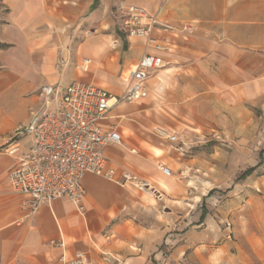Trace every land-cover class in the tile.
<instances>
[{
	"label": "crops",
	"instance_id": "obj_1",
	"mask_svg": "<svg viewBox=\"0 0 264 264\" xmlns=\"http://www.w3.org/2000/svg\"><path fill=\"white\" fill-rule=\"evenodd\" d=\"M58 1L47 14L40 12L41 0H3L16 28L29 16L45 27L28 34L21 28L17 54L1 57L10 69L0 71V99L13 90L31 102L22 125L0 111L1 263L54 264L62 255L71 259L83 252L89 264H264L263 246L242 248L232 240L226 218L216 220L206 209L201 218L204 208L194 210L200 196L189 186L197 157L187 155L190 144L183 139L246 126L253 109L264 107V0H121L173 27L154 30L168 45L164 51L128 37L120 25L116 36L102 32V9L117 0ZM62 19L72 27L79 20L95 26L90 32L71 27L62 35ZM183 24L192 30H183ZM59 51L64 62L56 67ZM147 51L162 60L145 81L147 96L114 105L99 126L121 136V144L103 148L109 165L117 173L126 170L147 179L159 195L88 173L82 179V209L60 198L28 213L22 206L25 196L8 180L16 157L7 149L31 144L29 135L14 136L43 105L40 88L81 80L119 95ZM189 191L192 201L184 202ZM184 203L191 206L186 209L190 219Z\"/></svg>",
	"mask_w": 264,
	"mask_h": 264
},
{
	"label": "built area",
	"instance_id": "obj_2",
	"mask_svg": "<svg viewBox=\"0 0 264 264\" xmlns=\"http://www.w3.org/2000/svg\"><path fill=\"white\" fill-rule=\"evenodd\" d=\"M117 11L120 29L128 37L143 38L147 47L158 51L168 49V45L154 35V30H173L171 25L160 23L157 17L147 15L141 7L124 1L118 3ZM181 28L192 30L193 27L183 24ZM63 62V51H59L56 67ZM161 66L162 60L157 54L145 52L129 73L131 80L119 95H111L99 86L81 80L66 86L48 84L40 88L43 105L14 136L29 135L31 144L24 150L7 149L16 157L8 180L13 191L25 196L22 206L28 213L60 198H66L82 209L85 194L82 179L88 173L123 185L131 184L148 195H159L147 179L126 170L117 173L109 165L103 148L108 144H121V136L116 129L102 130L99 123L114 105L139 101L147 96L145 81ZM157 133L170 141L176 140L173 134L162 130ZM161 171L170 174L165 166ZM58 244L64 245L62 241ZM54 264H89V261L85 253L78 252L71 259L62 255Z\"/></svg>",
	"mask_w": 264,
	"mask_h": 264
},
{
	"label": "rangeland",
	"instance_id": "obj_3",
	"mask_svg": "<svg viewBox=\"0 0 264 264\" xmlns=\"http://www.w3.org/2000/svg\"><path fill=\"white\" fill-rule=\"evenodd\" d=\"M119 1L103 7L102 19L98 20L102 32L116 36V28L120 25V13L117 11ZM58 3V0H41L40 12L48 14ZM9 15V7L0 0V71L4 72H8L10 67L2 65L1 57H14L17 54L21 38L24 37L21 28L24 29L23 34H28L45 27L29 16L22 26L16 28L15 22L9 20ZM77 23L76 27H72V23L70 25L62 19L59 27L64 29L59 32L67 34L66 30L71 27H82L90 32L91 27L95 26V22L82 24V20H79ZM73 38L77 41L80 36L71 35L70 39ZM76 59L73 54V60ZM30 105L29 98L18 97L13 90H8L0 99V111L12 116L20 125L29 117ZM183 139L190 144L185 149L187 155L197 157L198 166L193 170L196 176L193 185L189 186L194 191L196 189V194L200 196L194 210L201 211L204 208L216 220L226 218L224 222L226 227L230 225L232 240L237 241L242 248L252 251L251 243L264 247V107L253 109V117H249L246 126H233L232 130L208 134L199 133L198 137ZM260 161L252 174L239 177L246 168ZM210 190L211 194L206 197ZM183 199L184 202L192 201L190 191L189 196L185 195ZM184 205L186 218L190 219L191 215L186 213V209H191V206L186 203Z\"/></svg>",
	"mask_w": 264,
	"mask_h": 264
},
{
	"label": "trees",
	"instance_id": "obj_4",
	"mask_svg": "<svg viewBox=\"0 0 264 264\" xmlns=\"http://www.w3.org/2000/svg\"><path fill=\"white\" fill-rule=\"evenodd\" d=\"M95 2H96V1H95ZM3 46H4V45H3ZM260 163H261V161H260L257 165H255V166H252V167H248V168H246V169L240 174L239 177H240V178H244V177H247L248 175L252 174V173L256 170V168L260 165ZM205 213H206L205 209H202V212H201V218L204 217Z\"/></svg>",
	"mask_w": 264,
	"mask_h": 264
}]
</instances>
